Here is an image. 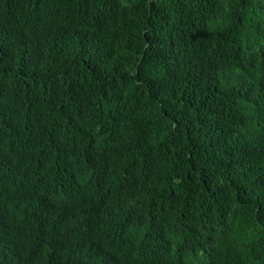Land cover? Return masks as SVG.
I'll return each mask as SVG.
<instances>
[{"label": "trees", "instance_id": "1", "mask_svg": "<svg viewBox=\"0 0 264 264\" xmlns=\"http://www.w3.org/2000/svg\"><path fill=\"white\" fill-rule=\"evenodd\" d=\"M0 264H264V0H0Z\"/></svg>", "mask_w": 264, "mask_h": 264}]
</instances>
